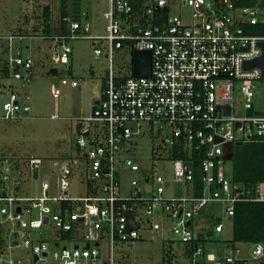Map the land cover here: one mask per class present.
<instances>
[{
  "label": "built area",
  "instance_id": "1",
  "mask_svg": "<svg viewBox=\"0 0 264 264\" xmlns=\"http://www.w3.org/2000/svg\"><path fill=\"white\" fill-rule=\"evenodd\" d=\"M148 1L141 9L133 10L130 0H108L109 8L103 12L107 33L103 35L89 34V22L82 25L70 17L65 18L70 23L69 34L39 35L53 41L54 65L69 63V39L97 40L94 52H107L109 69L90 115L80 118L76 156L53 170L57 183L44 179L40 194L16 195L14 190L21 180L0 155V214L11 222L0 244V264H27L23 257L12 255L18 247L29 248L30 264H116L118 244L142 239V230L154 235L168 229L179 242L195 244L191 264H200L198 256L213 264H264V240L251 243L247 255L241 256V248L234 247L218 257L205 252L208 236L198 242L192 227L194 215L211 204H222L231 219L236 203L264 202V182L232 181L225 150L226 145L237 141L264 139V115L249 113L254 109L262 69L244 67L246 61L263 53L259 42L264 41V35L245 32L246 24L264 20L261 5L237 6L234 0H182V5L192 9V21L188 23L182 15L170 11L168 0ZM36 36L0 35L9 43L5 76L24 83L32 78L33 55H23L20 47H16V55L12 50L15 40ZM102 42L107 43L106 47ZM125 45L132 56L136 49L151 51L150 76H135L133 70L128 76L116 75L115 50ZM61 84L77 87L79 81L64 75ZM5 89L0 77V120L30 114L27 96L15 87ZM51 93L56 98L63 95L56 85H52ZM237 99L243 112H235ZM225 107H229L228 113ZM85 121L99 122L95 128L100 132L85 125ZM165 128L169 133L164 132ZM146 131L163 134L162 150L154 162H169L173 180L181 185L180 194L167 195L164 173L142 170L133 155L136 136ZM185 142H192L191 147L196 146L204 154L198 178L193 164L173 158L175 147L185 148ZM28 165L37 172L43 160L30 155ZM77 165L83 166L86 189L84 194L74 196L70 194V178ZM130 173H138L139 177H130L128 186L123 187L122 181ZM33 208L38 210V217L31 218ZM220 218L213 228L217 235L225 227ZM48 224L58 231L53 244L30 235L31 230L41 231ZM79 231L84 232V244H62Z\"/></svg>",
  "mask_w": 264,
  "mask_h": 264
},
{
  "label": "rangeland",
  "instance_id": "2",
  "mask_svg": "<svg viewBox=\"0 0 264 264\" xmlns=\"http://www.w3.org/2000/svg\"><path fill=\"white\" fill-rule=\"evenodd\" d=\"M171 12L182 15L186 22L192 21V9L190 6L182 5V0H168ZM145 0L144 6L148 3ZM61 0H0V35L19 34L20 31L34 32V28L42 29L43 7L47 4L51 7L52 18H60ZM79 12L73 17L78 18L82 25L86 22L90 24L89 34H106L107 20L103 12L109 8L108 0H79ZM264 12V0H258ZM142 5V7H144ZM89 13V18L86 14ZM264 18V16H263ZM141 20H137V23ZM259 27H264V20L260 22ZM264 30V28H262ZM40 31V30H39ZM264 34V32H263ZM5 40L0 39V58L7 56L5 51ZM68 43L72 46V53L68 64L54 65L51 61L53 48L50 38H25L21 41H14L12 54L16 55L17 48H21L23 55L33 54L37 58L33 77L23 82L10 76H2L5 90L15 87L19 92L27 96L31 105L30 114L21 115L12 120H0V155L6 159L8 169L14 170L22 180L23 195L40 194L41 180L48 177L49 170H58L63 163L62 156L66 153L76 152V140L80 136L77 124L82 116H88L92 110V99L94 94H100L106 71L109 69V59L107 52L102 55H96L94 48L98 45L97 40L89 38L69 39ZM106 42L102 45L106 47ZM132 54L128 48L118 49L114 54V70L118 76H128L131 74ZM54 67L56 73L49 72ZM76 77L79 81L77 87L62 85L61 78L69 75ZM24 83V84H23ZM257 94L254 99V113L264 115V78L257 81ZM52 85L60 87L63 91L61 97H53L51 93ZM66 95V101L63 96ZM239 97V94L236 93ZM241 101L237 99L235 112H243ZM240 109V110H239ZM57 116L53 118L52 116ZM85 125L98 132L95 125H100L94 121H85ZM169 128L164 132L169 133ZM163 134L158 132L146 131L142 135L136 136L133 145L134 156L137 157L142 170L153 173H164L166 194H179L181 185L173 180L172 168L169 162H154L155 158L161 153V139ZM192 142H185L184 147L190 148ZM170 147V144L167 143ZM30 155L42 157L43 167L40 171V179L36 180L28 165ZM17 163L18 166L14 164ZM227 167L230 162L226 160ZM82 170V165L76 168ZM130 176H138V173H130ZM54 183H57L53 180ZM127 183V182H125ZM85 193L84 184L81 181V174L78 172L71 179L70 194L79 196ZM57 194V192H56ZM194 218L195 228L205 232L208 240L205 243V252H211L218 257L230 252L234 247L242 250V255H247L252 248L248 242L233 241L232 220L225 215V208L220 203L207 206L203 213H196ZM38 217V210L32 209L31 218ZM216 217H223L225 224L224 230L220 235L213 231L216 223ZM0 238H5V233L9 231L11 222L3 220L0 214ZM57 230L53 224L44 226L41 231L33 229L29 233L33 237L39 236L41 239L53 244L57 236ZM142 239L133 242L120 243L117 248L116 264H190V257L186 254L185 246L179 242L173 233L168 229L164 238L155 234L151 238L147 230H142ZM80 237H77L79 236ZM75 237V238H74ZM69 242L62 244L72 245L76 241L81 244L86 242L84 232L79 231ZM104 243L102 252L105 250ZM12 255L23 257L27 264H30L31 253L27 247H18L13 250ZM200 264H213V262L204 261L203 256H198Z\"/></svg>",
  "mask_w": 264,
  "mask_h": 264
},
{
  "label": "trees",
  "instance_id": "3",
  "mask_svg": "<svg viewBox=\"0 0 264 264\" xmlns=\"http://www.w3.org/2000/svg\"><path fill=\"white\" fill-rule=\"evenodd\" d=\"M132 9L139 10L145 3V0H130ZM237 6H251L258 3V0H234ZM73 3V7L70 5ZM79 0H61L60 18L56 21L52 18V10L49 4L43 7L42 29L34 28V32L20 31L23 35H43L45 37L52 35H67L70 33V23L65 20L66 17H73V14L79 12ZM74 20L78 18L74 17ZM261 23L256 25H245V32L253 35H264ZM264 26V25H263ZM40 30V31H39ZM5 45V44H4ZM128 48L125 45L119 49ZM129 49V48H128ZM9 50V46H5V51ZM133 70V60L131 59V71ZM56 73L58 70L54 67L50 69ZM7 74V59L6 56L0 58V77ZM132 74V72H131ZM123 77V76H120ZM255 111L250 110L249 113ZM258 114H262L257 112ZM231 158L227 159L230 162L228 168L229 175L234 183H258L264 182V139L254 138L251 141L242 143H234L229 147ZM4 157V156H2ZM181 158L188 163L193 164L196 171V178L200 177V162L204 158L201 149L196 146L188 148H180L176 146L173 153V158ZM5 158V157H4ZM16 163V162H15ZM17 164V163H16ZM233 227V241L256 243L264 240V202L248 201L238 202L235 205L234 214L231 218ZM198 239L201 241L202 236ZM197 240L198 242H200ZM4 239L0 238V244ZM186 254L191 258L195 244L189 243Z\"/></svg>",
  "mask_w": 264,
  "mask_h": 264
},
{
  "label": "crops",
  "instance_id": "4",
  "mask_svg": "<svg viewBox=\"0 0 264 264\" xmlns=\"http://www.w3.org/2000/svg\"><path fill=\"white\" fill-rule=\"evenodd\" d=\"M109 3V2H108ZM79 5H80V3H79ZM60 6H61V3H60ZM71 7H73V3L70 5ZM79 8V7H78ZM170 11H171V9H170ZM70 18L72 19V20H74V17H72V16H70ZM86 18H89V13H87L86 14ZM56 21V20H55ZM79 21V20H78ZM80 22V21H79ZM37 36H39V35H37ZM40 37V36H39ZM6 41V40H5ZM8 46L9 45V43L6 41V43H5V46ZM51 46H52V48H53V41L51 40ZM118 50V49H117ZM116 51V50H115ZM6 52H9V50H6ZM33 55V54H32ZM102 55V54H101ZM33 57H34V65H33V73H32V77H33V75H34V68H35V65H36V63H37V58L33 55ZM113 62H114V60H113ZM49 72H51L50 70H49ZM53 73V72H52ZM70 73H71V70L69 69L68 70V74L70 75ZM106 75H107V71H106ZM72 77H74V76H72ZM106 77V76H105ZM74 78H76V77H74ZM104 81H105V78H104ZM104 81H103V87H104ZM80 84V83H79ZM103 87H102V90H103ZM102 90H101V92H100V94L102 93ZM63 92V91H62ZM100 94H94L93 95V99H92V108H93V105H94V102L95 101H97L98 100V98H99V96H100ZM63 100L64 101H66V95H64L63 96ZM253 110H255V109H253ZM252 114V113H251ZM81 126V124H80V122L77 124V127H78V129L80 128V126ZM96 126V125H95ZM79 132H80V130H79ZM75 149H76V147H75ZM225 150H226V158H227V154L229 153V147H227V148H225ZM76 153H77V150H76V152L75 153H66L65 155H63L62 156V159H63V161H70V159H72V158H74L75 156H76ZM1 156H3V155H1ZM36 156V155H35ZM39 157V156H38ZM40 158H42V157H40ZM228 159V158H227ZM42 160H43V158H42ZM43 163H44V160H43ZM14 164L16 165V166H18L15 162H14ZM78 166H80V165H77V166H73V170H74V174H73V176L70 178V182H71V179L75 176V174L78 172L79 174H81V181L83 182V180H82V170H77L76 168H78ZM42 167H43V165H42ZM41 167V168H42ZM82 168H83V166H82ZM55 170V169H54ZM227 170H228V168H227ZM40 171H41V169L39 170V171H31L32 172V175H33V177L36 179V180H39L40 179ZM14 172V171H13ZM18 177H19V175H17ZM131 176H130V174L128 175V177H126L123 181H122V184H123V187H127L128 186V182H129V178H130ZM20 178V177H19ZM44 179H49L50 181H52V183H54L53 182V180H55L56 182H57V175H56V173H53V169L52 170H49V173H48V177H45V178H42V180H41V183H42V181L44 180ZM20 180H21V178H20ZM125 182H127V183H125ZM55 184V183H54ZM83 184H84V188L86 189V183H84L83 182ZM22 190H23V187H22V180H21V183H20V185L19 186H17L16 188H15V194L16 195H19V196H35V195H38V194H35V195H23V194H21L22 193ZM40 190H41V187H40ZM41 192V191H40ZM180 193H181V191H180ZM179 193V194H180ZM204 212V211H203ZM202 212V213H203ZM201 214V213H200ZM196 215L197 214H195L194 215V217H193V219H192V227H193V230H194V233H195V235H196V237H197V240H199L198 239V237L199 236H202V240L201 241H203V238H204V236H206L207 234L205 233V232H202V231H199V230H197L196 228H195V224H194V222H195V220H194V218L196 217ZM217 218V217H216ZM167 231V230H166ZM165 231V232H166ZM57 232V234H58V231H56ZM164 232V233H165ZM164 233H159L163 238H164V236H163V234ZM155 235V234H154ZM154 235H151L150 234V236H151V238H153L154 237ZM5 238H6V236H7V232L5 233ZM37 237H39V236H36V238ZM62 237H64V235L62 234ZM3 239V238H2ZM165 239V238H164ZM5 240V239H4ZM200 241V240H199ZM200 241V242H201ZM184 246H185V251H187V249H188V245L187 244H184V243H182ZM190 264H191V262H190Z\"/></svg>",
  "mask_w": 264,
  "mask_h": 264
},
{
  "label": "water",
  "instance_id": "5",
  "mask_svg": "<svg viewBox=\"0 0 264 264\" xmlns=\"http://www.w3.org/2000/svg\"><path fill=\"white\" fill-rule=\"evenodd\" d=\"M259 45L263 49V53L258 58L246 61L244 67L246 69H252L254 67H260L262 69V78H264V41H260ZM57 45H55L56 49ZM133 74L135 76H150L151 74V51L150 50H140L136 49L133 51ZM226 112H229V107H225ZM80 126V125H79ZM217 141H221V138H217ZM236 144L242 143V141L235 142ZM233 144H228L225 146L231 147ZM227 158H231V154H227ZM82 219V218H81ZM130 219V225L132 226V216L129 214ZM220 217H217L216 220H220ZM45 222H48V218L45 217ZM188 224H191V221L188 222ZM36 259V258H35Z\"/></svg>",
  "mask_w": 264,
  "mask_h": 264
}]
</instances>
